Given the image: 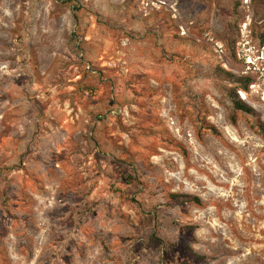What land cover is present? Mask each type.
I'll return each instance as SVG.
<instances>
[{
	"label": "rangeland",
	"instance_id": "374dc122",
	"mask_svg": "<svg viewBox=\"0 0 264 264\" xmlns=\"http://www.w3.org/2000/svg\"><path fill=\"white\" fill-rule=\"evenodd\" d=\"M242 1L0 0V264H264V106L232 96Z\"/></svg>",
	"mask_w": 264,
	"mask_h": 264
},
{
	"label": "built area",
	"instance_id": "2783aa9c",
	"mask_svg": "<svg viewBox=\"0 0 264 264\" xmlns=\"http://www.w3.org/2000/svg\"><path fill=\"white\" fill-rule=\"evenodd\" d=\"M151 4L155 5L154 2ZM242 6L246 8V15L238 24L233 58L239 66L238 75L249 79L250 82L247 90L238 89L237 93L247 104H249V99L258 98L264 106V37L260 38L254 32L251 0H243ZM213 42L215 52L223 58L227 52L226 46L219 41Z\"/></svg>",
	"mask_w": 264,
	"mask_h": 264
},
{
	"label": "crops",
	"instance_id": "0c3cea01",
	"mask_svg": "<svg viewBox=\"0 0 264 264\" xmlns=\"http://www.w3.org/2000/svg\"><path fill=\"white\" fill-rule=\"evenodd\" d=\"M71 157L73 158V160L75 162L81 163V153L71 154ZM90 162H91V160H90ZM79 167L81 168V164ZM95 179L93 181H91L89 179H84V182L81 185V173H79V175H78L79 182L76 186V193L80 196L81 201L77 202V204L75 205L76 209H80V208L82 209L83 207L86 208V207H90V206L92 207L91 209H93V210L96 209V205H95L96 201L95 200H96L97 196L100 197V192H98L99 187H96L93 184V189H92L91 188L92 185H90V184L94 183ZM97 180H99V179L97 178ZM68 193H70V191H68ZM79 204H81V205H79Z\"/></svg>",
	"mask_w": 264,
	"mask_h": 264
},
{
	"label": "trees",
	"instance_id": "16d2710c",
	"mask_svg": "<svg viewBox=\"0 0 264 264\" xmlns=\"http://www.w3.org/2000/svg\"><path fill=\"white\" fill-rule=\"evenodd\" d=\"M260 38H263V36H260ZM250 80L249 79H245V78H241L239 79V86L233 91L232 96H233V102H234V107L237 110L246 112V113H252L253 111H255V109L247 104L246 102L242 101L241 98L239 97L237 90L238 89H244L247 90L248 89V84H249ZM263 128V134H264V125H262Z\"/></svg>",
	"mask_w": 264,
	"mask_h": 264
}]
</instances>
